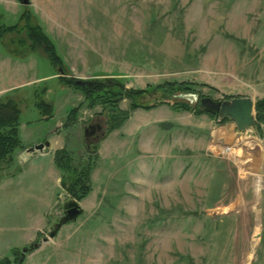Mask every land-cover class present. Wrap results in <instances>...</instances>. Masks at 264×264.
Wrapping results in <instances>:
<instances>
[{"label":"rangeland","instance_id":"obj_1","mask_svg":"<svg viewBox=\"0 0 264 264\" xmlns=\"http://www.w3.org/2000/svg\"><path fill=\"white\" fill-rule=\"evenodd\" d=\"M25 10L70 77L117 78L134 89L187 82L193 90L168 97L151 90L145 104L264 94V0H0V28ZM8 34H0V100L20 106L22 151L58 140L54 146L64 142L75 162L91 158L93 170L90 192L77 199L83 213L43 242L73 198L57 188L34 240L42 246L23 262L21 250L34 241L20 240L37 223L29 212L40 207L13 186L0 187V254L7 255L0 264H264V124L236 139L228 122L160 103L132 111L103 136L105 126L88 145L84 125L107 122L108 111L85 103L71 121L82 92L60 81L46 52L14 50ZM41 99L54 106L52 117L43 116ZM13 169L15 162L2 179Z\"/></svg>","mask_w":264,"mask_h":264},{"label":"trees","instance_id":"obj_2","mask_svg":"<svg viewBox=\"0 0 264 264\" xmlns=\"http://www.w3.org/2000/svg\"><path fill=\"white\" fill-rule=\"evenodd\" d=\"M7 33H9L7 36L10 46L14 47V50H19V48L29 51L42 49L46 52L53 64L60 70L59 74L61 75L58 77L60 81L66 86L82 92L84 102L71 109L68 116L71 121L77 118L80 107L85 103L89 108H95L98 105L105 107V110L108 111V133L120 128L130 118L132 111L138 108L150 110L159 106L160 103H167L176 111L188 110L196 115L208 114L212 118H219L216 112L202 108L198 103L192 104L189 100H167L163 97L149 104L141 101L151 90L161 91L167 97L180 92L191 93L193 90L187 82H164L163 84L154 85L153 89L151 87L134 89L127 88L126 84L120 79L103 77L84 80L83 84H79L78 78L68 75L65 61L59 55L55 43L43 30L41 24L35 20V15L30 10H25L21 14L20 21L17 24L0 28L2 36H6ZM125 98L130 99L131 104L130 108L124 111L119 108L118 104ZM37 105L45 118L53 116L54 106L51 103L41 99ZM255 110V126L259 128L264 124V97L257 99ZM20 117L21 109L16 100L9 97L0 100V182L3 172L13 166L17 152L25 148L20 137ZM219 122L224 124L228 122V119ZM93 152H97V149ZM55 160L64 173L62 175V185L68 189L73 198L78 200L85 198L91 189L92 159H81L75 162L68 148L63 147L55 152ZM17 251L19 252L15 249L14 253ZM1 264L9 263L7 259H4Z\"/></svg>","mask_w":264,"mask_h":264},{"label":"crops","instance_id":"obj_3","mask_svg":"<svg viewBox=\"0 0 264 264\" xmlns=\"http://www.w3.org/2000/svg\"><path fill=\"white\" fill-rule=\"evenodd\" d=\"M242 96H249L257 101V99L264 97V94H260L256 97L252 94L240 95V97ZM164 105L165 104H163V106ZM159 121L161 122V120ZM225 128L230 132L232 131L233 134H235L234 136H236V139H239L246 134L239 135L237 130H232L227 125H225ZM255 128L257 130L256 126ZM57 141L58 140L52 139L49 146H47L45 151L41 153L29 152V147L26 152H23L22 150L18 151L15 158V168L19 169H13V174H11V176H5L0 182L1 188L6 186L10 188L13 186L14 191H17L24 200L27 202L35 200L37 207H40L36 214L32 211L29 212V215H36L37 223L27 233L25 231L24 237L20 240V243L23 245L34 241L38 235L44 232L48 221L47 215H49L57 204L58 198L55 199V195L57 194V188H62V171L56 163L55 152L64 147V142H61L62 144L58 146H54V143ZM37 183H41L43 186H36ZM12 245L13 244L9 245V247H18ZM10 249L11 248H8L7 250ZM5 253L0 254V259L7 256Z\"/></svg>","mask_w":264,"mask_h":264},{"label":"water","instance_id":"obj_4","mask_svg":"<svg viewBox=\"0 0 264 264\" xmlns=\"http://www.w3.org/2000/svg\"><path fill=\"white\" fill-rule=\"evenodd\" d=\"M79 84H83L84 80L79 79ZM187 98V97H185ZM189 100V99H187ZM190 101V100H189ZM192 104L195 102L190 101ZM256 101L249 96L242 97H233L225 100H214L211 97H203L201 100V107L205 109H210L213 112L218 114V120L222 121L228 119L226 124L232 130L235 129L239 132V135L245 134L249 131H255V121H256V110H255ZM84 136L87 137L97 134V131L103 133V126L101 124H94L93 122L87 123L84 125ZM107 131L102 135L106 136ZM49 142L40 143L35 146H32L28 149L29 152L43 151ZM83 213V208L77 199L71 198L64 203V215L57 221L51 228L48 236L43 238V242H48L52 238H55L65 224L76 221L79 216ZM42 246V242L34 241L29 245L23 247L21 262L24 261L25 256L28 252L39 249ZM16 264V263H11Z\"/></svg>","mask_w":264,"mask_h":264},{"label":"flooded vegetation","instance_id":"obj_5","mask_svg":"<svg viewBox=\"0 0 264 264\" xmlns=\"http://www.w3.org/2000/svg\"><path fill=\"white\" fill-rule=\"evenodd\" d=\"M94 124H101L102 126H103V128H105L106 129V127L105 126H107V122L106 121H103V120H94V121H92ZM101 134V131H97V134H94V135H91V136H89V137H87V139H86V141H87V144L89 145L91 142H93V141H97V138L99 137V135Z\"/></svg>","mask_w":264,"mask_h":264}]
</instances>
